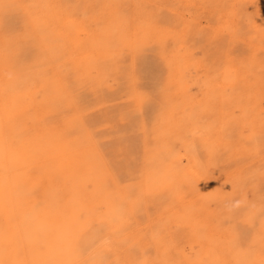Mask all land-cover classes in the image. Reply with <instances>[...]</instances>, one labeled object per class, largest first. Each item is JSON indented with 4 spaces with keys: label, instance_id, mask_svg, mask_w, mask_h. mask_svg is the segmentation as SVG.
<instances>
[{
    "label": "rangeland",
    "instance_id": "obj_1",
    "mask_svg": "<svg viewBox=\"0 0 264 264\" xmlns=\"http://www.w3.org/2000/svg\"><path fill=\"white\" fill-rule=\"evenodd\" d=\"M0 90L16 219L40 232L70 183L91 198L65 264H264V0H0ZM28 245L0 264H58Z\"/></svg>",
    "mask_w": 264,
    "mask_h": 264
},
{
    "label": "bare ground",
    "instance_id": "obj_2",
    "mask_svg": "<svg viewBox=\"0 0 264 264\" xmlns=\"http://www.w3.org/2000/svg\"><path fill=\"white\" fill-rule=\"evenodd\" d=\"M128 11V10H127ZM39 13V12H38ZM244 19V18H243ZM24 26V25H23ZM32 31V30H31ZM34 37V36H33ZM23 40V39H22ZM102 41V40H101ZM99 43V42H98ZM125 43V41H124ZM92 44V43H91ZM103 45V44H102ZM105 45V44H104ZM110 45V44H109ZM111 46V45H110ZM74 48V47H73ZM91 53V52H90ZM114 53V52H113ZM57 58V57H56ZM112 59V58H111ZM40 62V61H39ZM122 64V63H121ZM84 67V66H83ZM55 68V67H54ZM115 68V67H114ZM63 69V68H61ZM36 71V70H35ZM95 71V70H94ZM50 74V73H49ZM8 76V75H7ZM65 77V76H64ZM79 77V76H78ZM3 78V77H2ZM131 80V79H130ZM30 81V80H29ZM56 81V80H55ZM85 81V80H84ZM38 82V81H36ZM64 82V81H62ZM37 86V85H36ZM79 87V86H78ZM38 88V87H37ZM40 88V87H39ZM101 88V87H100ZM1 91V90H0ZM34 91V90H33ZM39 91V90H38ZM97 91V90H96ZM74 92V91H73ZM109 92V91H108ZM31 96V95H30ZM77 98V97H76ZM0 102H3V101H0ZM42 102V101H41ZM51 102V101H50ZM78 102V101H77ZM2 103H0V106H1ZM72 104V103H71ZM4 106V105H2ZM1 106V108H2ZM7 106V104H6ZM55 106V105H54ZM9 107V106H8ZM18 107V106H17ZM52 107V106H51ZM13 108V107H12ZM10 107V110L12 109ZM28 108V107H27ZM15 109V108H14ZM12 109V110H14ZM36 109V108H35ZM56 109V108H55ZM164 109V108H163ZM3 110V109H1ZM20 110V109H19ZM13 112V111H12ZM37 112V111H36ZM15 113V111L13 112V114ZM18 113H21V112H18ZM44 113V112H43ZM1 114V113H0ZM16 114V113H15ZM3 116V115H2ZM23 116V115H22ZM9 117V116H8ZM24 117V116H23ZM28 119V118H26ZM17 120V119H16ZM21 120V118H20ZM1 121V120H0ZM18 121V120H17ZM63 121V120H62ZM1 122H4V118ZM0 122V123H1ZM46 121H44L45 123ZM154 122V121H153ZM12 123V122H10ZM2 124V123H1ZM23 125H25L23 123ZM47 125V124H46ZM11 126V125H10ZM17 126V125H15ZM12 127V126H11ZM22 127V126H20ZM24 127V126H23ZM2 129L6 130L5 128L1 127ZM182 128V127H181ZM1 129V130H2ZM14 129V128H13ZM17 129V128H15ZM25 129V128H24ZM35 129V128H34ZM3 130V131H4ZM22 131V130H21ZM15 132V131H14ZM65 133V132H64ZM4 135L6 133H3ZM8 134V133H7ZM11 134V133H9ZM15 134V133H14ZM2 135V134H0ZM12 135V134H11ZM40 135V134H39ZM58 136V135H57ZM44 138V137H43ZM58 138V137H57ZM63 138V137H62ZM76 138V137H75ZM36 140V139H35ZM46 141V140H45ZM57 141V140H56ZM31 142V141H30ZM92 142V141H91ZM47 143V142H46ZM69 144V143H68ZM39 145V144H38ZM226 145V144H225ZM30 146V145H29ZM28 146V147H29ZM33 146V145H31ZM223 146V145H222ZM234 147V146H233ZM6 147L2 148L1 150L5 149ZM8 148V147H7ZM16 148V147H15ZM35 148V147H34ZM54 148V147H53ZM52 148V149H53ZM62 148V146L60 147ZM7 150V149H6ZM24 150V149H23ZM22 150V151H23ZM21 151V150H20ZM35 151V150H34ZM182 151V150H181ZM3 152V151H2ZM8 152V151H7ZM44 152V151H43ZM210 152V151H209ZM24 153L27 154V151ZM72 153V152H71ZM19 154V153H18ZM74 154V153H73ZM183 154V153H182ZM242 154V153H241ZM1 155V153H0ZM6 155H9V154H6ZM62 155V154H61ZM5 156V155H4ZM20 156V154L18 155ZM2 157V155L0 156V158ZM8 157V156H7ZM13 157V156H11ZM37 157V156H35ZM43 157V156H42ZM10 158V157H9ZM18 158V157H17ZM6 159V158H5ZM8 159V158H7ZM19 159V158H18ZM15 158V160H18ZM25 159V158H24ZM23 159V160H24ZM28 159V158H27ZM26 159L27 163H28V160ZM225 159V158H224ZM233 159V158H232ZM22 160V159H21ZM20 160V161H21ZM2 161V160H1ZM8 161V160H7ZM29 161H30V158H29ZM36 161V159H35ZM40 161V160H39ZM38 161V162H39ZM18 162V161H17ZM37 162V161H36ZM224 162V161H223ZM24 163L21 162V164ZM26 163V164H27ZM33 163V162H32ZM228 163V162H227ZM39 164V163H37ZM36 164V166H38ZM27 165H30L29 163ZM73 165V164H71ZM222 165V164H221ZM68 166H70L68 164ZM219 166V165H218ZM26 168V166H24ZM23 167V168H24ZM77 167V166H76ZM0 168L2 169V174H0V202H3L5 201L6 202V208H5V212L6 214H8V216L10 218H12V227L10 228V226L7 224L5 225L7 222L6 221H3L5 222V224H0V242L3 243V242H6L4 244H0V251L2 249H5V248H8V247H12V246H17L18 248V258L23 260L24 263L26 262L27 258H28V250H27V247L30 246L28 245V241H32L34 240V244H39L40 245V248L44 249L45 247H50L51 249L54 248L55 249V260L54 261H57L58 264H65V263H68L70 262L71 260L74 259V257H79L77 254L78 251L83 248L86 243H88V241L92 240L95 236H97V233H95L93 231V226L90 225V215L89 213L87 212L88 211V207H89V203H91L89 200L90 199H87V195L84 191V185L83 182H80L79 184L78 183H73L69 185V191L70 192V196L66 197L64 199H58L56 197H52V196H49L48 198L51 200H47V206H46V211L47 213L45 214V216H41L40 217V232H37L39 233L38 236L36 235L37 233L35 231H33V233H30L29 231V227H31V223L29 224V227H27L26 223L23 222V223H20L16 217H15V211H16V207L20 204V202H18V200H15L13 197V189H12V186L14 185L13 183H17L18 186L20 185V183L22 182L21 179H14L15 175L17 174L15 172L14 173H11V170H12V166L10 164H5V165H2L0 166ZM23 168L21 170H23ZM30 168V167H29ZM61 168V167H59ZM4 169L6 172H4ZM39 168H37L38 170ZM76 169V168H75ZM14 170H15V167H14ZM20 170V171H21ZM29 170V169H28ZM61 170V169H60ZM70 170V169H69ZM80 170V169H78ZM225 170V169H224ZM63 171V169H62ZM68 171V170H67ZM38 172L41 173V171L38 170ZM64 172V171H63ZM71 172V171H70ZM20 173V172H19ZM25 173V172H24ZM65 173V172H64ZM66 175L65 176H70V175H67L68 173H65ZM70 174V173H69ZM21 175V173L19 174V176ZM23 175V174H22ZM28 175V173H27ZM35 176L36 178V174H32V176ZM72 176V175H71ZM23 177V176H22ZM21 177V178H22ZM66 178V177H65ZM26 179V178H25ZM31 179H34L33 177ZM68 179H70L68 177ZM207 180V179H206ZM40 180H34V181H31L30 183H28L27 187H26V191L29 190L30 193H34V192H38V194L42 195V193L46 194L48 189H46V192L43 190V186L41 183H39ZM72 181V180H71ZM27 182V181H26ZM34 182H38L39 185L41 184L40 187H38L39 185H35ZM79 182V180H78ZM264 182V181H263ZM82 183V184H81ZM97 183V182H96ZM244 183V182H243ZM13 184V185H11ZM16 187V186H15ZM259 187V186H258ZM256 189V188H255ZM35 190V191H34ZM194 190V189H193ZM4 192L5 196H2L1 195V192ZM24 190V193L26 192ZM33 191V192H31ZM50 195H52L53 193L52 192H49ZM104 194H107V193H104ZM16 195V194H15ZM109 197V196H108ZM104 198V197H103ZM111 198V197H109ZM248 200V199H247ZM117 202V200H116ZM196 202V201H195ZM232 202V201H231ZM237 202V201H236ZM114 203V202H113ZM112 201H111V204L113 205ZM193 203V202H192ZM239 203V202H238ZM250 203V202H249ZM257 203V202H256ZM116 204V203H115ZM264 204V203H263ZM111 205V206H112ZM249 205V204H248ZM21 206V205H19ZM234 207V206H233ZM242 207V206H241ZM248 207V206H247ZM255 207V206H254ZM244 208V207H243ZM250 208V207H248ZM3 210V209H2ZM2 210L0 208V215H2ZM42 211V210H41ZM40 211V212H41ZM254 211V210H253ZM39 211H37V213H40ZM245 212V211H244ZM257 212V211H256ZM42 214V213H41ZM239 215V214H238ZM252 216V215H251ZM259 216V215H258ZM120 217V216H119ZM188 217V216H187ZM1 218V217H0ZM28 218V217H27ZM109 218V217H108ZM241 218V216H240ZM29 219V218H28ZM114 219V218H112ZM120 219V218H119ZM30 220V219H29ZM28 220V221H29ZM236 220V219H235ZM27 221V222H28ZM108 223L109 221L106 220ZM111 221V219H110ZM210 221V220H209ZM112 222V221H111ZM35 223V222H34ZM255 223V222H254ZM36 224V223H35ZM104 224V223H103ZM115 225V223H113ZM112 224V226H113ZM153 224V223H152ZM4 225V226H3ZM105 225V224H104ZM107 225V224H106ZM103 226V225H102ZM111 226V227H112ZM179 226V225H178ZM108 227V225H107ZM106 227V228H107ZM111 227L109 229H111ZM100 228H103V227H100ZM121 228H124V227H121ZM148 228V227H147ZM104 229V228H103ZM118 229V228H117ZM120 229V228H119ZM126 228L122 229L123 230V234L122 236L124 235V232L127 230H125ZM134 229V228H133ZM106 230V229H105ZM121 230V231H122ZM125 230V231H124ZM169 230V229H168ZM197 230V229H196ZM118 231V230H117ZM107 232V230H106ZM109 232V231H108ZM114 232V231H113ZM195 232V231H194ZM240 232V231H239ZM114 233H118V232H114ZM120 233V231H119ZM118 233L119 237L121 236L120 234ZM126 233V232H125ZM163 233V232H162ZM106 234V233H105ZM111 234V233H110ZM129 234V233H128ZM143 234V233H142ZM198 234V233H197ZM217 234V233H216ZM13 235V237H12ZM109 235V234H108ZM116 235V234H115ZM224 235V234H223ZM117 236V235H116ZM107 237V236H105ZM104 237V238H105ZM109 237V236H108ZM107 237V238H108ZM228 237V236H227ZM106 238V239H107ZM196 238V237H195ZM210 238V237H209ZM102 239V238H101ZM123 239V238H122ZM130 240V239H129ZM112 241V240H111ZM119 241H123V240H119ZM127 241V240H126ZM208 241V240H207ZM211 241V240H209ZM234 241V240H233ZM13 242L15 243V245L13 244ZM93 242V241H92ZM107 242V241H106ZM105 242V244H106ZM166 242V241H165ZM218 242V241H217ZM99 245H101L102 242H98ZM128 243V242H127ZM119 244V243H118ZM117 244V245H118ZM122 244V242H121ZM125 244V243H123ZM134 244V242H133ZM137 244V243H136ZM227 244V243H226ZM98 245V244H97ZM116 245V244H115ZM116 245V246H117ZM126 245V244H125ZM128 245V244H127ZM126 245V246H127ZM102 246V245H101ZM120 246V245H119ZM125 246V247H126ZM139 246V245H138ZM33 247V246H32ZM36 247V246H35ZM37 248V247H36ZM123 248V247H122ZM122 248L120 251H122ZM128 249H130L128 246H127ZM243 248V247H242ZM263 248V247H261ZM31 249V248H29ZM33 249V248H32ZM53 249V250H54ZM115 249V248H114ZM113 249V251H114ZM119 249V248H118ZM125 249V248H124ZM11 250V249H10ZM37 250V249H36ZM95 250V249H94ZM127 250V249H126ZM125 250V251H126ZM132 250V249H131ZM164 250V249H163ZM167 250V249H166ZM225 250V249H224ZM12 251V250H11ZM112 251V252H113ZM116 251V249H115ZM34 252V251H32ZM49 252V251H48ZM111 252V251H110ZM130 252V251H129ZM128 252V253H129ZM42 253V252H41ZM80 253V252H79ZM123 253V252H122ZM133 253V252H132ZM132 253H130L132 255ZM135 253V251H134ZM133 253V254H134ZM222 253V252H221ZM5 254V252H4ZM46 254V253H45ZM48 254V253H47ZM148 254V253H147ZM3 255V253H2ZM2 255L0 254L1 258L0 259H11L13 257V255H11L10 253L8 254H5L3 257ZM88 255V254H87ZM115 255H118V254H115ZM149 255V254H148ZM169 255V254H168ZM112 256H113V253H112ZM126 256V254L124 255ZM138 255H136L135 257H137ZM195 256V255H194ZM87 257V256H86ZM129 257V256H128ZM111 258V257H110ZM80 258H78L79 260ZM82 259V258H81ZM84 259V258H83ZM109 259V257H108ZM115 259V258H114ZM121 259V257H120ZM154 259V258H153ZM163 259V258H162ZM15 260V259H14ZM110 260V259H109ZM116 260V259H115ZM130 260V259H129ZM134 260V258H133ZM164 260V259H163ZM12 261V260H10ZM80 261V260H79ZM112 261L114 262V260L112 259ZM121 261L123 260H120V263ZM125 261V260H124ZM3 262V260H2ZM7 262V261H5ZM82 262V261H81ZM103 262V261H102ZM112 262V263H113ZM72 263V262H71ZM110 263V262H109ZM115 263V262H114ZM119 263V264H120ZM205 263V262H204ZM4 264V263H2ZM6 264V263H5ZM78 264H81V263H78ZM100 264V263H99ZM117 264V263H115Z\"/></svg>",
    "mask_w": 264,
    "mask_h": 264
}]
</instances>
